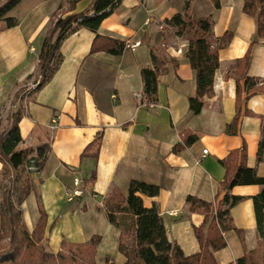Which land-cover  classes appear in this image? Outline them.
I'll use <instances>...</instances> for the list:
<instances>
[{
    "label": "crops",
    "instance_id": "crops-1",
    "mask_svg": "<svg viewBox=\"0 0 264 264\" xmlns=\"http://www.w3.org/2000/svg\"><path fill=\"white\" fill-rule=\"evenodd\" d=\"M6 1L0 0V6ZM65 1L21 0L7 14L18 25L3 29L0 24V115L34 73L50 17ZM184 2L122 0L101 22L97 34L139 45L133 50L125 49L119 56L101 51L91 54L95 34L80 29L61 43L62 62L50 81L27 99L17 123L22 139L18 149L47 143L50 150L40 172L32 174L34 190L20 208L31 232L39 218L38 204L42 206L46 214L43 236L52 254L60 249L62 240L84 244L99 236L95 264H124L125 258L118 251L121 232L109 224L103 202L113 189L126 197L130 181L137 180L159 188L157 196L144 197L143 203L146 207L156 206L167 240L176 243L184 256L195 255L200 246L194 227L202 224L203 216L189 211L186 198L213 202L226 174L222 161L237 151L236 159L228 165L233 166V160L239 165L243 147L245 165L264 177V162H256L264 92L247 98L242 94L236 132L225 131L236 114L233 63L249 50L247 75L264 80V40L251 45L256 20L242 12L243 0H219V9L210 0L193 1L195 17H212L215 38L230 31L232 39L218 51L212 96L204 98L199 114L191 115L188 98L195 92V73L184 56L187 41L171 35L174 40L165 44V50L158 49L164 34L159 28L182 11ZM89 3L90 0H79L73 12L84 10ZM150 49L173 60L158 77L154 107L142 101L140 76L142 68L151 67ZM98 136V150L94 148L82 158L85 148ZM187 136L196 139L184 146ZM179 144L183 148L174 153L173 148ZM95 150L97 156L93 158ZM2 168L0 162V195ZM92 174L94 178L90 180ZM74 179L81 182L83 194L68 201ZM260 190L259 185L230 190L231 195L244 199L230 209L231 224L236 230L222 233L225 246L213 253L216 264H235L246 253H258L252 197ZM74 200L76 203L66 208Z\"/></svg>",
    "mask_w": 264,
    "mask_h": 264
},
{
    "label": "trees",
    "instance_id": "trees-1",
    "mask_svg": "<svg viewBox=\"0 0 264 264\" xmlns=\"http://www.w3.org/2000/svg\"><path fill=\"white\" fill-rule=\"evenodd\" d=\"M20 1L7 0L0 6V24H2L3 29L18 25L17 20L8 17L7 14ZM192 1L194 0H185L182 11L165 20L162 26L172 29L174 37L184 38L187 41L184 56L191 70L195 73V92L193 96L188 98V112L191 115H197L204 106V98H209L213 94V78L219 67L218 51L230 43L232 33L226 31L220 38H215L212 32L213 19L211 16L190 17L189 11ZM210 1L215 9H219V0ZM77 2L79 0H66L65 4L60 2L57 10L50 17L37 54L35 71L26 78V81L33 80L36 83L32 93L37 92L50 81L62 62V55L59 51L61 43L69 35L80 29H86L95 34L90 46L91 54L101 51L112 56H119L126 49L124 41L97 34L101 22L113 13L122 0H90L89 5L84 10L76 13L73 11ZM242 12L256 20V32L251 45L258 40H264V0H243ZM160 54L150 49L151 67L140 70L142 101L147 107L156 105L158 77L166 72L167 63H173V60L164 59ZM249 63V50L241 59L233 63L236 76V114L231 123L226 126L225 131L228 134L236 132L242 102L241 95L243 94L247 98L251 94L264 92V80L251 78L247 75ZM240 80H243L242 85L239 84ZM21 91L22 86L11 100V105L15 104V110L8 117L7 128L0 130V162L3 164L1 183L7 170L16 171L19 168L26 167L29 169L33 167L34 173L40 172L50 150L47 143L40 144L36 148L18 149L22 142L17 126L23 116V107L19 100ZM245 113L249 114L247 110ZM195 139L194 136H187L183 140V145L187 146ZM100 140V136H98L85 148L81 157L87 156L88 152L94 148L98 150ZM183 145H176L173 152H179ZM97 150L91 154L93 158H96ZM237 153V151L230 152L227 160L222 161L226 168V174L213 202H204L191 196L186 198L189 211L199 212L203 216L202 224L194 227L200 251L192 256H184L176 243L167 240L165 228L156 206L154 204L151 207L144 205V197L153 198L158 195L159 188L157 186L131 180L126 197L113 189L104 200L103 209L109 224L121 232L118 251L125 258L124 264H216L213 253L225 246L222 233L236 230L231 224L230 209L244 199L240 196L231 195L230 190L241 185L261 186L260 192L252 197V202L258 236V253L261 254V264H264V177H259L254 168L245 165L244 147L240 150L241 161L239 165H236L234 160L233 166L228 165L231 159H236ZM256 162H264V118H262L260 128ZM30 174L31 172L27 170L15 201L12 200L7 191L1 195L0 241L8 237L10 247L14 249L13 251L18 252L15 256L1 261L2 264H25L21 261V252L33 246L36 242L34 239L39 241L43 237L46 214L40 204H38L39 218L32 233H29L21 219L20 206L34 190ZM93 178L92 174L90 180ZM221 192L224 193L219 198ZM237 233L239 234V231ZM100 240L99 236L91 237L84 244H73L62 240L57 253L45 254L37 250L35 261L26 264H95V251ZM6 246L8 245L3 247ZM254 254L255 252L244 254L235 261V264H253Z\"/></svg>",
    "mask_w": 264,
    "mask_h": 264
},
{
    "label": "rangeland",
    "instance_id": "rangeland-1",
    "mask_svg": "<svg viewBox=\"0 0 264 264\" xmlns=\"http://www.w3.org/2000/svg\"><path fill=\"white\" fill-rule=\"evenodd\" d=\"M184 6V4H183ZM192 7H193V1L191 3V7H190V11H189V15L191 18H200V17H195L193 14H192ZM183 9V8H182ZM163 28H159V30H162V32L164 33L162 35V41H160V45L158 47V49H162V51L165 50V44L167 43H171L172 42V39L174 40L173 37H171L172 35V29L168 28V27H164L162 26ZM173 36V35H172ZM184 39V38H183ZM127 42V41H126ZM125 42V44H126ZM129 43V42H128ZM164 44V45H163ZM126 48V47H125ZM127 49V48H126ZM157 49V50H158ZM164 59H167L166 56L163 54V52H161L160 54ZM29 82H33V80H30V81H26L24 83V85L26 83H29ZM23 85V86H24ZM23 88V87H22ZM32 95V94H31ZM4 109V108H3ZM15 110V107L11 106L10 104H8V106H5V109L3 110V113L0 115V130H4L7 128V120H8V117L10 116V114ZM24 109H23V113H24ZM2 116V117H1ZM32 162L30 161V164ZM29 170L31 172L30 174V177H31V180H32V174L35 172V169L33 167L31 168H19L18 170L16 171H12V170H7V172L4 174L3 176V179H2V186H1V195L4 191H7L9 192L11 198L13 201H15L16 199V196L18 195V189L20 187V185L23 183L24 179H25V175H26V171ZM3 188V190H2ZM1 195H0V203H1ZM29 204V208L31 207V202L29 201L28 202ZM76 203V200H74L73 202H68L67 205H66V208L69 206V205H73ZM22 211V210H21ZM21 219H22V213H21ZM23 221V219H22ZM35 228V226H34ZM34 230V229H33ZM33 230L29 233H32ZM36 242L33 244V246H30L27 250H23L21 252V261L23 263H32L33 261H35V255H37V250H40L42 253H45V254H50L51 252L49 251V246L47 245V241L46 239L44 238V236L42 237V240H39L37 241L36 239H34ZM5 245H8L6 247H3ZM3 248H2V247ZM49 248V249H48ZM14 249L10 247L9 245V239L8 237H5L3 238L1 241H0V264L1 261L3 260H6L8 259L9 257L11 256H15L18 252L16 251H13ZM28 259H27V258ZM253 259H254V263L253 264H261V261H262V258H261V254L259 253H256L254 254L253 256Z\"/></svg>",
    "mask_w": 264,
    "mask_h": 264
},
{
    "label": "built area",
    "instance_id": "built-area-1",
    "mask_svg": "<svg viewBox=\"0 0 264 264\" xmlns=\"http://www.w3.org/2000/svg\"><path fill=\"white\" fill-rule=\"evenodd\" d=\"M139 43L136 42V43H128L126 42L125 44V47L127 49H130V50H133L136 46H138ZM36 87V83L34 82H29V83H26L23 88H22V91L20 93V102L22 104V107L23 109L25 110V107H26V104H27V99L29 98V96L32 94V91L34 90V88ZM13 107H15V104L14 105H11ZM150 107H154V105H150ZM25 112V111H24ZM55 120L52 121V123H54ZM202 154L205 155L206 154V150H202ZM80 181L78 179H74L73 180V189L71 190V192L67 195V200L68 201H72L73 199L77 198V197H80L82 196L83 194V191L82 189L80 188Z\"/></svg>",
    "mask_w": 264,
    "mask_h": 264
}]
</instances>
